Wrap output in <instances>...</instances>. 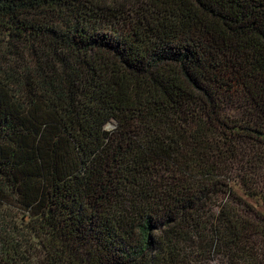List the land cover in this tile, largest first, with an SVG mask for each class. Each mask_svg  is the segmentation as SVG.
Returning a JSON list of instances; mask_svg holds the SVG:
<instances>
[{"label":"trees","instance_id":"obj_1","mask_svg":"<svg viewBox=\"0 0 264 264\" xmlns=\"http://www.w3.org/2000/svg\"><path fill=\"white\" fill-rule=\"evenodd\" d=\"M0 264H264V0H0Z\"/></svg>","mask_w":264,"mask_h":264},{"label":"rangeland","instance_id":"obj_2","mask_svg":"<svg viewBox=\"0 0 264 264\" xmlns=\"http://www.w3.org/2000/svg\"><path fill=\"white\" fill-rule=\"evenodd\" d=\"M8 220L5 222L7 226H17L18 228L23 229V223H26L27 217L23 216L19 209L11 207L8 211ZM6 227V226H5ZM10 229V228H9ZM33 244V243H31ZM31 251V250H30ZM39 250L33 249L31 252L35 254L37 258H40Z\"/></svg>","mask_w":264,"mask_h":264}]
</instances>
